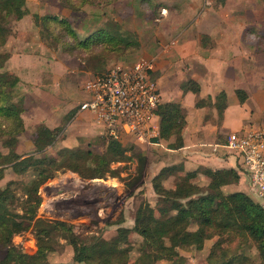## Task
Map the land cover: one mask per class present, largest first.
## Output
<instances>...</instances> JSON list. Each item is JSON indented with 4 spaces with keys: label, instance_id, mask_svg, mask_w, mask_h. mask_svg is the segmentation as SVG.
<instances>
[{
    "label": "trees",
    "instance_id": "16d2710c",
    "mask_svg": "<svg viewBox=\"0 0 264 264\" xmlns=\"http://www.w3.org/2000/svg\"><path fill=\"white\" fill-rule=\"evenodd\" d=\"M115 0H61L72 10L87 5H104ZM29 16L39 29V35L51 48L60 49L68 56L100 48L94 58L102 64L94 66L97 72L106 69L104 53L121 52L134 47L137 41L120 25L103 26L86 37H81L67 18L58 14L32 13L27 0H0V180L8 171L18 174L34 171L30 183L10 179L0 186V248L6 254L0 264H48L49 255L56 251L58 238H64L74 250L76 264H158L177 260L185 264L182 251H200L207 241L211 247L207 264H264V205L243 191H226L225 186L240 180L237 169L201 167L186 171L183 165L163 167L153 178L157 195L155 205L144 199L135 212L134 225L120 226L112 240L96 237L84 240L74 232L73 224L39 216L43 197L40 187L59 173L72 171L84 179L120 178L128 166L112 168L111 163L137 162L136 174H130L127 186L142 183L147 155L137 144L125 145L121 138L110 137L104 154L87 151L75 156L66 149L57 155L44 154L56 142L60 128L44 123L31 134L35 150L31 155L18 152L19 137L26 132L23 117L24 100L20 95L21 78L8 69L13 50H5L13 36L14 22ZM96 55V54H95ZM184 90L199 93L201 86L190 79ZM236 93L241 103L248 98L244 89ZM227 95L221 91L212 100L199 99L198 107H216L221 118L227 107ZM74 109L72 116L77 113ZM159 134L154 142L168 141V146L179 149L185 145L186 116L179 102H161L158 108ZM131 154L128 155V152ZM174 178L173 185L167 182ZM203 179L207 181L203 184ZM18 189L22 190V194ZM36 232L37 251L32 255L21 253L13 238L25 231ZM139 236L137 240L136 236ZM138 241V242H137ZM135 243V244H134ZM133 251L138 256L132 260ZM259 257L257 263L252 254Z\"/></svg>",
    "mask_w": 264,
    "mask_h": 264
},
{
    "label": "rangeland",
    "instance_id": "374dc122",
    "mask_svg": "<svg viewBox=\"0 0 264 264\" xmlns=\"http://www.w3.org/2000/svg\"><path fill=\"white\" fill-rule=\"evenodd\" d=\"M39 10L43 12L42 15L58 14L67 18L81 37H86L105 25L115 24L131 33L137 44L124 53H104L106 69L116 64L129 65L142 58L154 61V58L158 60L161 56L165 63L169 64L168 76H173L174 86L183 87L182 82L188 76L183 73L186 61L177 52L178 46L185 45L191 52L194 46L211 45L213 41L209 33L218 38L225 31H233L238 32L241 37L243 66H246L245 63L259 65L256 67L257 71H252L249 67L243 72L250 79L264 76V0H115L104 5H87L81 10L70 9L62 5L61 0H41ZM16 23L12 24L13 36L8 48L14 51L20 40L21 44L24 41L29 42L27 53L15 58L13 66L21 75H25L41 88L40 93L38 92L40 97L35 93L33 98L30 95L32 100H24L23 115L28 129L19 137L18 152L26 156L34 153L31 134L38 126L34 124L36 120L34 115L40 112L42 115L51 114L48 117L51 127L60 128L56 142L44 154L50 156L60 152L67 154L66 149L72 150L75 156H83L87 151L104 154L110 139L104 125L92 120L88 115L71 114L77 107L79 109L81 102L88 96L84 84L98 73L94 66L101 65L102 60L97 62L94 57L101 49L96 48L79 56H68L60 49L51 48L42 40L36 26L35 40L32 41L33 38L28 31L17 30ZM171 46L173 47L169 52L165 53V49ZM34 54L40 55L39 65H33L37 63L36 59L33 60ZM21 56H25L28 65L31 59L33 60L28 69ZM189 63L186 66H189ZM20 95L21 91L19 97ZM36 96L40 100L36 99ZM253 96L260 107L264 106V102L260 100L261 96L264 99V88H259ZM188 101L185 100V105H190ZM40 103L43 109H38ZM188 110L187 108L186 111ZM122 142L128 146L137 144L147 155L142 183L133 187L126 185V182L131 181L130 174H136L135 160L111 163L112 168L128 166L123 169L120 178L109 176L84 179L72 171L59 173L40 187L43 202L39 216L73 224L74 232L89 241L96 237L101 240H112L117 235L118 227L133 226L135 212L144 199L149 200L152 205L156 204L157 195L153 189L152 178L159 172L162 162L171 163L176 160L175 158L169 160L167 153H163L167 152L165 148L168 147V141H162L161 146L153 144V141L152 144L149 141L142 143L131 136H123ZM0 148L3 149L1 141ZM130 154L131 151L128 152V155ZM34 178V171L18 174L10 169L6 177L0 180V186L10 179L30 184ZM173 181L174 178L171 177L167 186L171 187ZM202 183L206 184L207 181L203 179ZM18 191L22 194L21 189ZM138 238L140 237L137 235L134 240ZM58 241L56 251L49 255L48 264H76L73 260V247L64 238L59 237ZM13 243L21 253L32 255L37 251L36 232L30 229L18 234L13 238ZM211 244V241H207L205 248L200 251H182L187 258L185 264H207ZM5 254L6 252L0 248V260ZM138 254L137 251H133L132 260ZM255 254L253 251L252 256L259 263V257ZM177 263L175 259L161 261L158 264Z\"/></svg>",
    "mask_w": 264,
    "mask_h": 264
},
{
    "label": "crops",
    "instance_id": "0c3cea01",
    "mask_svg": "<svg viewBox=\"0 0 264 264\" xmlns=\"http://www.w3.org/2000/svg\"><path fill=\"white\" fill-rule=\"evenodd\" d=\"M40 3L41 0H27V6L30 11L42 15L43 12L39 10ZM28 17L29 16L17 21V30L19 32L28 31V33L31 34V38H33L32 41H34L37 31L31 18ZM28 22L30 23L29 25ZM209 35L212 37L211 41H213L211 45L194 46L191 52L185 45L178 46L177 49V52L180 53L183 56V60L186 61L183 73L188 77L182 83L190 79L195 80L201 86L199 93H194L191 90L185 93L182 86H174L172 81L173 76H168L169 64L165 63V60H163L161 56L158 60L154 58L151 74L158 82L161 92V102H179L187 120L185 145L179 149H173L169 146L165 148L167 152L163 153H167L170 158L169 160L175 158L176 161L171 163H167L166 161L162 162L160 170L165 166L173 165H183L186 171L196 170L201 167L211 168L213 170L225 168L237 169L240 174L239 182L227 185L224 189L226 191L246 192L256 201L264 205V201L258 197L252 187L250 175L243 165L242 158L225 146L230 133H242L249 129L264 125V106L262 105L260 107V104L253 96L257 93L259 88H264V76L262 75L261 78L256 76L254 79H250L247 77L246 73L243 72L244 69L249 67L252 68V71H257L259 65L245 63L246 66H243L241 58L242 42L238 32L225 31V33L218 38L213 37L211 33H209ZM21 41L22 40H20V43H18L16 47L14 46L16 50L14 49L7 67L9 70L19 75L22 80L19 87L21 96H23L25 100H32L31 96L33 98L35 93H40V86L38 87V84L32 80H28L25 75H21L13 66L15 65L13 64L15 58H18L20 54L27 53L26 48L29 40L24 41L23 44H21ZM194 42L196 43V39H194ZM9 46L10 43L7 44L5 49H9ZM172 47L173 46L167 47L164 52H169ZM39 56L40 55H35L33 57V60L36 59L35 61H37V63L33 65H39L41 63V58ZM24 57L25 56H21V59L25 63L26 69H28L29 65H32L33 60L31 59L28 65ZM188 63L189 66H186ZM247 87L249 89H247ZM237 89H244L248 93V98L244 103L240 102L236 93ZM221 91H225L227 95V107L222 118L218 114L216 107L197 106V101L199 99H208V97H211L212 100H215L216 96ZM38 96L35 98L40 100V96ZM186 99L187 101L189 100L188 102L190 105H185ZM260 100L264 102L262 96ZM39 106L38 109H43L41 103ZM187 108L189 109L188 111H186ZM77 110L76 114L82 113V115H88L89 118L94 120V116L90 112H79V109ZM50 115L51 114L42 115L40 112H37L36 115H34L36 119L34 124L39 125L44 123L51 127L48 119ZM27 129L28 124H26V130ZM150 143L152 144V142ZM153 144L162 146L163 142H154Z\"/></svg>",
    "mask_w": 264,
    "mask_h": 264
},
{
    "label": "built area",
    "instance_id": "2783aa9c",
    "mask_svg": "<svg viewBox=\"0 0 264 264\" xmlns=\"http://www.w3.org/2000/svg\"><path fill=\"white\" fill-rule=\"evenodd\" d=\"M153 63L142 58L98 72L84 84L88 96L79 112H90L110 137L131 136L142 143L152 142L159 134L161 104L158 82L151 74ZM225 146L242 158L253 189L264 201V127L232 132Z\"/></svg>",
    "mask_w": 264,
    "mask_h": 264
}]
</instances>
